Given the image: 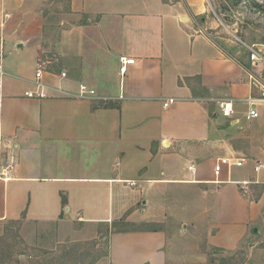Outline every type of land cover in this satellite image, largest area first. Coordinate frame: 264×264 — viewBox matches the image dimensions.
<instances>
[{"label": "crops", "instance_id": "obj_1", "mask_svg": "<svg viewBox=\"0 0 264 264\" xmlns=\"http://www.w3.org/2000/svg\"><path fill=\"white\" fill-rule=\"evenodd\" d=\"M49 2L16 5L1 47L0 154L18 163L0 222L110 229L107 264H264V106L222 115L252 92L206 31L209 0H69L60 15ZM121 57L135 60L124 76ZM39 61L45 84L111 100L28 97ZM224 157L247 163L217 176Z\"/></svg>", "mask_w": 264, "mask_h": 264}, {"label": "rangeland", "instance_id": "obj_2", "mask_svg": "<svg viewBox=\"0 0 264 264\" xmlns=\"http://www.w3.org/2000/svg\"><path fill=\"white\" fill-rule=\"evenodd\" d=\"M21 2L0 0V54L11 21L19 15L16 5ZM208 10L207 33L250 67L245 45H256L264 53V0H209ZM46 13H69V0H50ZM60 228L57 225L44 229L24 221L0 222V264H107L110 229L85 231L76 227L78 231H63ZM244 258L242 252L223 258L222 263Z\"/></svg>", "mask_w": 264, "mask_h": 264}, {"label": "built area", "instance_id": "obj_3", "mask_svg": "<svg viewBox=\"0 0 264 264\" xmlns=\"http://www.w3.org/2000/svg\"><path fill=\"white\" fill-rule=\"evenodd\" d=\"M248 52V61L250 67L243 66V70L248 76L249 85L251 86L252 94L239 100H225L219 102V108L223 116L232 117L235 115L236 110L234 103H242L248 106L246 119L248 121H254L260 118L258 111L259 106H264V53L258 49L256 45H245ZM135 60L125 57L120 58V74L124 76L130 65H133ZM0 73L2 74L1 66ZM44 77V63L39 61L37 64V72L35 75V90L27 92L26 95L30 98H48L51 97V93H58L67 98L92 100L97 102H108L111 99L100 96V94L87 84H80L76 92H71L60 87L49 86L43 82ZM62 78H67V73L62 74ZM168 104H166L167 106ZM18 163V158L15 151L11 147H7L6 150L0 154V180L7 182L11 180L12 173ZM247 163V159L244 157H224L221 158L218 164L215 166V174L219 176L224 169L232 170L234 168H243ZM264 165L258 164L255 167L256 172H259ZM194 166H190L189 170L193 171ZM130 186H135V182H129ZM251 182H240L241 189L245 195L249 193V185Z\"/></svg>", "mask_w": 264, "mask_h": 264}]
</instances>
